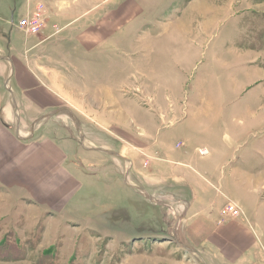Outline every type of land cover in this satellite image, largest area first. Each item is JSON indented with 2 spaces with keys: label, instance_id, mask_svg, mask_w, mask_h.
Segmentation results:
<instances>
[{
  "label": "rangeland",
  "instance_id": "374dc122",
  "mask_svg": "<svg viewBox=\"0 0 264 264\" xmlns=\"http://www.w3.org/2000/svg\"><path fill=\"white\" fill-rule=\"evenodd\" d=\"M8 1L0 0V24L12 30ZM26 1L21 0V11ZM56 2L54 13L45 15L44 9L40 29L31 33L17 25L13 29L21 31V50L24 40L32 44V38L46 37L43 30L48 26L56 35L48 36L46 42L64 36L67 45L74 43V52L82 46L84 52L78 54L85 55L88 63L85 73L90 75L89 91L85 97L71 93L79 109L67 110V102L61 100L51 117L36 122V132L49 123L59 136H73L85 146L102 150L112 147L116 154L121 151L117 159L129 169L133 161L137 169L146 168L155 151L164 156L162 141L174 147L178 144L177 153L186 151L197 163L195 175L210 182L206 195L202 193L204 204H208L202 207L203 214L214 213L224 204L220 220L242 217L241 212L225 214V209L230 201L241 208L244 205L237 201H251L243 177L264 169V0ZM13 17L18 20V10ZM65 22L67 30L60 33L57 24L63 26ZM8 30L0 28V46L9 44ZM53 80L58 82L55 77ZM103 87L108 93L98 92ZM115 109L123 115L129 109L132 122L111 123ZM101 120L109 124H98ZM171 130L173 134L165 139ZM25 131L31 133L29 126ZM151 134L157 141L153 148L147 141ZM114 142L119 143V151ZM200 149L206 152L201 154ZM210 162L211 174L204 173L201 166ZM163 183L131 194L128 201H108L114 196L108 193L91 195L104 201L81 198L58 212L55 222L50 216L53 212L47 214L53 222L46 216L39 219L38 232L43 236L35 233L31 241L23 235L25 222L21 224L18 216L21 201L0 200V264H21L36 242L42 250L31 254L35 264L188 261L193 255L186 254L183 247L192 248L196 242L189 234L193 225L189 217L201 206L191 204V189L184 182V188L176 182ZM142 184L145 182L139 186ZM94 192L104 194L100 188ZM255 194L264 214V187ZM149 195L155 201H149ZM120 196L125 199L123 192ZM245 208L251 217V202ZM12 210L18 214L14 218ZM252 223L264 231V216ZM54 233L60 234L56 237Z\"/></svg>",
  "mask_w": 264,
  "mask_h": 264
},
{
  "label": "crops",
  "instance_id": "0c3cea01",
  "mask_svg": "<svg viewBox=\"0 0 264 264\" xmlns=\"http://www.w3.org/2000/svg\"><path fill=\"white\" fill-rule=\"evenodd\" d=\"M39 3L45 6V15L52 11L54 13L57 9L56 0H27L21 11V0H10L7 5L11 11L9 23L13 31L8 30L4 24H0L4 32L6 29L10 31L8 32L10 42L6 44L8 50H5V46H0V188L2 189L0 200L18 203L21 201V214L18 215L12 210V218L17 214L21 216V224L25 222L23 235L28 236L30 241L33 240L35 233L41 238L43 234L40 235L38 232L39 219L46 216L45 219L51 222L50 216H52L55 222L58 212L64 211L70 203L81 201V198L84 201H104L97 196H105L108 193L114 195L110 196L108 201H128L131 199V194L150 191L154 184L164 185L163 182L169 184L176 182L177 186H181L184 182L191 189V197L189 196L191 204L200 205L201 210L196 209L189 217L190 222L193 223L192 233L189 234L196 239V242L192 248L183 247L184 252L193 255L194 259L193 256H189L187 258L191 259L188 261H178V263L264 264V231L259 226L257 229L254 228L252 223L257 219L259 221L260 216H264L263 210L259 211V196L255 194L258 189L264 187V169L254 172L256 174L252 176L250 171L249 176L243 177L242 184L251 194L250 198L251 196L253 198L250 201L251 217L246 214L245 208L250 202L242 203L235 200L240 206L244 205V208L240 207L242 217L223 221L219 219V215L224 204L214 213L203 214L202 207H208V204H204L206 200L203 194L206 195L210 189V182H205L195 175V172L199 170L195 168L197 163L192 160L188 152L178 150L177 153L176 145L178 144L174 147L168 141H162L164 156H160L155 151L154 157L148 156L150 158L146 168L137 169L133 161L129 169V167L123 168L120 160L117 159L121 156L119 143L114 142V147L119 151V154H116L110 150L112 147L105 146L106 143L103 144L106 150H102L85 146L70 135L59 136L60 132L52 123V125L49 123L44 125L39 132H36L38 130L36 122L44 117L47 119L51 117L50 115L55 113L54 110L59 107L58 103L61 100L67 102L64 105L67 110L79 109L74 106L71 93L85 95L84 93L89 91L86 87L90 82V75L85 73L88 69L85 55L78 54L81 51L84 52L83 47L74 52V43L69 44V47L66 44L68 39L64 36L60 37V40L50 38V41L46 42L48 36L56 35L48 25V29L45 27L46 29L43 30L44 34L41 33L46 37H34L32 44L24 40L25 46L21 50V31L13 29L16 27L14 23H17L22 16L32 13ZM17 10L20 17L14 21L13 15ZM67 24L66 22L63 26L57 24L60 33L67 30ZM86 45L84 47L88 51ZM48 46L49 50H46ZM53 62L62 65L65 70L58 64H52ZM68 65L72 66L73 70ZM54 77L59 83L53 80ZM98 92L108 93L105 87L98 89ZM128 110L125 109L123 115L115 109L112 112L111 123L118 126V122H132L133 116ZM82 114L86 115L83 112ZM107 123V121H98V124ZM27 126L31 132L29 135H27L28 131H25ZM38 128H41V125ZM172 134V130L168 131L164 135L165 139ZM149 136L147 141L149 147L153 148L157 141L152 139L154 134ZM260 151L259 149L256 153ZM172 156L177 157L172 158ZM210 166L211 162L202 165L201 168L205 170L204 173L211 174ZM139 182H145V184L139 186L141 185ZM99 188L104 191V194L94 192ZM121 192L125 194L124 200L119 198ZM148 200L151 201L150 198ZM51 212L53 213L50 214ZM252 217L255 218L251 222ZM56 233L54 235L57 237L60 233ZM39 244L40 242H36L34 247ZM34 247L30 246L21 264H35L31 254H40L42 247L37 246L33 249Z\"/></svg>",
  "mask_w": 264,
  "mask_h": 264
},
{
  "label": "built area",
  "instance_id": "2783aa9c",
  "mask_svg": "<svg viewBox=\"0 0 264 264\" xmlns=\"http://www.w3.org/2000/svg\"><path fill=\"white\" fill-rule=\"evenodd\" d=\"M43 11H44V7H42L41 4H38L37 6H35L34 11L32 13H28L25 16H22L17 21V23H14V24L17 25V27L23 28L25 31L29 33L35 30H38L43 25ZM12 24H13V21H12ZM205 152H206L205 149H200L199 153L203 154ZM239 212H242V211L236 203L232 201L227 203L225 214H228V213L237 214Z\"/></svg>",
  "mask_w": 264,
  "mask_h": 264
},
{
  "label": "water",
  "instance_id": "95a60500",
  "mask_svg": "<svg viewBox=\"0 0 264 264\" xmlns=\"http://www.w3.org/2000/svg\"><path fill=\"white\" fill-rule=\"evenodd\" d=\"M149 198H150L151 201H155L150 195H149Z\"/></svg>",
  "mask_w": 264,
  "mask_h": 264
}]
</instances>
